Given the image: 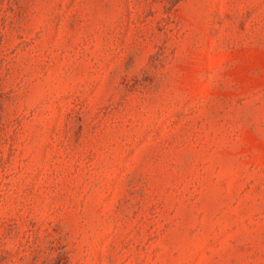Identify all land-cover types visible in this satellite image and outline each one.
Returning <instances> with one entry per match:
<instances>
[{
    "label": "rangeland",
    "instance_id": "obj_1",
    "mask_svg": "<svg viewBox=\"0 0 264 264\" xmlns=\"http://www.w3.org/2000/svg\"><path fill=\"white\" fill-rule=\"evenodd\" d=\"M0 264H264V0H0Z\"/></svg>",
    "mask_w": 264,
    "mask_h": 264
}]
</instances>
